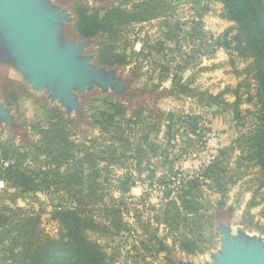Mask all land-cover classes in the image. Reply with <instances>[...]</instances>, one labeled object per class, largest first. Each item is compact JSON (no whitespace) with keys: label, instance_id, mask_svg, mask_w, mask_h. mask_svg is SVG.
<instances>
[{"label":"rangeland","instance_id":"1","mask_svg":"<svg viewBox=\"0 0 264 264\" xmlns=\"http://www.w3.org/2000/svg\"><path fill=\"white\" fill-rule=\"evenodd\" d=\"M76 1L50 0L68 16L60 24L59 44L81 46L78 58L87 59L94 68L105 67L106 73L112 71L119 87L102 88L92 83L84 91L75 88L80 111L68 110L53 97L52 90L30 89L13 63H0V104L11 117L10 122L0 119V163L2 159L13 163V153H27L23 165L28 167L43 162L44 157L36 150L39 137L33 126L46 122L42 108L45 101L73 121L68 126L74 143L73 158L62 171L76 166L84 182L94 177L98 200L86 203L87 208L101 220L106 218L105 209L113 207L127 226L128 230L115 234L90 233L107 252L116 254L114 264H168L167 258L175 264H212L224 253L219 223L228 224L233 238L258 239L264 249V186L259 168L247 162L245 154L249 138L263 122L262 114L254 99L249 101L255 88L252 78L244 72L247 61L235 59L231 64L229 52L216 47L221 35L232 26L219 17L220 3L167 0L157 16L122 27L115 38L82 40L74 31ZM79 1L89 7L120 5L131 10L132 5L143 0ZM200 14L202 17H198ZM101 42L105 45L100 46ZM107 43L126 55L125 66L97 63L98 53ZM178 85L184 89L187 86L186 91L179 93ZM226 88L237 90V105L233 104L235 95L225 92ZM170 89L172 93H164ZM12 93L15 100L11 99ZM99 98L119 102L126 108V113L107 129L94 123L95 119L103 122L98 113L108 110ZM211 164L226 194L221 198L213 181L205 179L207 184L195 196L203 207L202 213L211 217L212 246L186 254L171 246V237L192 235L191 229L202 233L205 225H180L175 229L163 222L164 215L170 212L169 199H177L180 183L206 172ZM1 169L5 167L0 164ZM0 182V203L39 214L40 232L51 237L59 233L58 223L51 218L54 207L72 205L75 192L85 193L87 186L55 185L44 191L23 192L1 178ZM169 190L172 192L167 198ZM251 199L259 203L249 210L252 220L246 214ZM101 222L108 225L105 220ZM153 238L169 245L168 253H156L158 245ZM141 241L146 243V249Z\"/></svg>","mask_w":264,"mask_h":264},{"label":"trees","instance_id":"2","mask_svg":"<svg viewBox=\"0 0 264 264\" xmlns=\"http://www.w3.org/2000/svg\"><path fill=\"white\" fill-rule=\"evenodd\" d=\"M214 1L221 4L219 17L232 23L218 39L216 47H223L229 52L233 57L230 60L231 64H234L235 59L247 61L244 72L254 81L255 91L249 101L254 99L263 122L249 138L245 154L246 161L259 168L261 185L264 186V0ZM166 3L167 0H143L132 5L131 10H126L120 5H111L108 8L89 7L78 0L73 8L74 31L82 40L102 36L112 39L122 27L157 16V11L164 9ZM198 17H202L201 14ZM102 45H105V42H101L100 46ZM97 63L108 67L125 66L127 57L114 51L107 43L106 47L99 51ZM178 87L179 93L186 91L187 88L185 86L184 89L180 85ZM225 92H232L235 97L238 96L237 90L226 88ZM164 93L170 94L172 91L170 89ZM10 96L12 100L16 99L14 93ZM97 100L108 106L106 112L98 113L99 117L104 118L103 122L94 120L95 124H102L104 129L114 126L116 118L126 113L125 106L119 102H108L101 98ZM233 104H238V97ZM42 108L46 113V122L33 128L39 137L36 150L44 157L43 162L39 166L28 167L23 165L27 153H13L11 157L14 162L0 170V178L23 192L44 191L55 185L75 187L87 183L86 192L76 191L70 206L58 204L54 207L51 218L59 225L57 237L43 235L40 232L39 214L25 213L21 208L0 203V264H114L116 254L107 252L98 241L91 238L90 233L115 234L121 230H128L127 226L122 222L118 210L113 207L105 209L106 218L102 217L101 220L96 219L92 210L87 208L86 203H90L92 199L98 200V196L95 197V187L98 186L95 183L96 179L92 177L84 182L76 166L63 171L61 169L73 158L74 143L68 131V126L73 121L64 118L57 107H50L45 101H42ZM235 112L238 118L237 109ZM213 165H209L206 172L198 173L197 176L180 183V189L176 190L175 195L177 199H169L170 212L164 215L163 222L171 224L170 226H174L175 229L180 225L186 228L196 224L205 225L202 233H195L191 229L189 232L192 235L171 237V246L186 254L203 252L212 246V234L209 232L211 217L202 213L203 207L195 194L202 192V186L207 184L204 180L210 179L217 192L221 194V198H224L226 189L212 173ZM127 190V187H124V191ZM172 190L167 192V198H170ZM223 204L220 202L221 206ZM258 205L259 203L253 199L247 204L246 214L251 220L249 210ZM102 220L108 225H103ZM153 239L158 245L156 253H168L169 245ZM140 244L147 248L143 241ZM167 259L168 264H175L171 259Z\"/></svg>","mask_w":264,"mask_h":264},{"label":"water","instance_id":"3","mask_svg":"<svg viewBox=\"0 0 264 264\" xmlns=\"http://www.w3.org/2000/svg\"><path fill=\"white\" fill-rule=\"evenodd\" d=\"M67 19L50 0H0V63H13L30 89L52 90L68 110L79 112L75 88L84 91L92 83L118 88L119 82L112 71L106 73L105 67L94 68L87 59L78 58L81 46L59 44L60 24ZM0 119L11 121L1 104ZM217 229L224 253L212 264H264L261 241L233 238L227 223H219Z\"/></svg>","mask_w":264,"mask_h":264},{"label":"built area","instance_id":"4","mask_svg":"<svg viewBox=\"0 0 264 264\" xmlns=\"http://www.w3.org/2000/svg\"><path fill=\"white\" fill-rule=\"evenodd\" d=\"M2 166H4V167H6V166H8V160H1V163H0Z\"/></svg>","mask_w":264,"mask_h":264},{"label":"crops","instance_id":"5","mask_svg":"<svg viewBox=\"0 0 264 264\" xmlns=\"http://www.w3.org/2000/svg\"><path fill=\"white\" fill-rule=\"evenodd\" d=\"M221 5V4H220Z\"/></svg>","mask_w":264,"mask_h":264}]
</instances>
